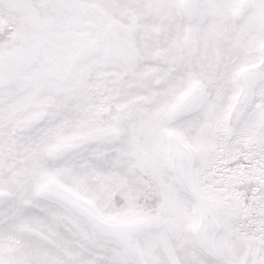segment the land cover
I'll return each instance as SVG.
<instances>
[{
  "label": "snow or ice",
  "instance_id": "obj_1",
  "mask_svg": "<svg viewBox=\"0 0 264 264\" xmlns=\"http://www.w3.org/2000/svg\"><path fill=\"white\" fill-rule=\"evenodd\" d=\"M0 264H264V0H0Z\"/></svg>",
  "mask_w": 264,
  "mask_h": 264
}]
</instances>
